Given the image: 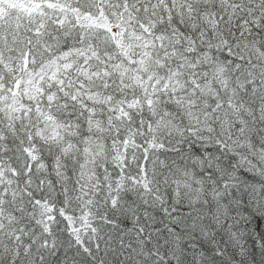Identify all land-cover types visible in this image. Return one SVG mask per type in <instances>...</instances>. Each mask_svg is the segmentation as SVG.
I'll return each mask as SVG.
<instances>
[{
    "label": "snow or ice",
    "instance_id": "snow-or-ice-1",
    "mask_svg": "<svg viewBox=\"0 0 264 264\" xmlns=\"http://www.w3.org/2000/svg\"><path fill=\"white\" fill-rule=\"evenodd\" d=\"M0 264H264V0H0Z\"/></svg>",
    "mask_w": 264,
    "mask_h": 264
}]
</instances>
